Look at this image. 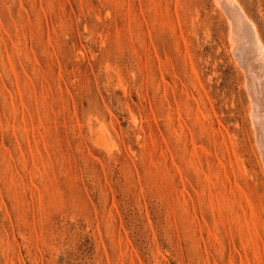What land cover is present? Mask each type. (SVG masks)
Masks as SVG:
<instances>
[{
  "label": "rangeland",
  "instance_id": "1",
  "mask_svg": "<svg viewBox=\"0 0 264 264\" xmlns=\"http://www.w3.org/2000/svg\"><path fill=\"white\" fill-rule=\"evenodd\" d=\"M230 30L215 0H0V264H264Z\"/></svg>",
  "mask_w": 264,
  "mask_h": 264
},
{
  "label": "bare ground",
  "instance_id": "2",
  "mask_svg": "<svg viewBox=\"0 0 264 264\" xmlns=\"http://www.w3.org/2000/svg\"><path fill=\"white\" fill-rule=\"evenodd\" d=\"M230 24L231 47L242 68L252 104L254 139L264 155V46L255 23L238 0H215Z\"/></svg>",
  "mask_w": 264,
  "mask_h": 264
}]
</instances>
